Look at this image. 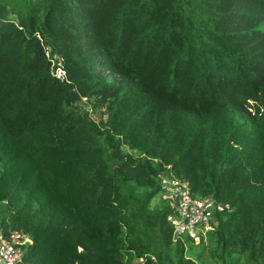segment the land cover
Segmentation results:
<instances>
[{
  "label": "trees",
  "instance_id": "16d2710c",
  "mask_svg": "<svg viewBox=\"0 0 264 264\" xmlns=\"http://www.w3.org/2000/svg\"><path fill=\"white\" fill-rule=\"evenodd\" d=\"M159 175L227 205L197 242ZM0 228L23 264H264V0H0Z\"/></svg>",
  "mask_w": 264,
  "mask_h": 264
},
{
  "label": "built area",
  "instance_id": "2783aa9c",
  "mask_svg": "<svg viewBox=\"0 0 264 264\" xmlns=\"http://www.w3.org/2000/svg\"><path fill=\"white\" fill-rule=\"evenodd\" d=\"M157 196L168 206L166 219L171 226V239L182 240L188 235L195 242L198 234L211 229L216 223V214L227 206L211 195L192 196L185 179L159 175ZM197 237V240L194 238ZM30 241L26 233L12 231L4 235L0 228V264H23V244Z\"/></svg>",
  "mask_w": 264,
  "mask_h": 264
},
{
  "label": "rangeland",
  "instance_id": "374dc122",
  "mask_svg": "<svg viewBox=\"0 0 264 264\" xmlns=\"http://www.w3.org/2000/svg\"><path fill=\"white\" fill-rule=\"evenodd\" d=\"M2 1L10 2L11 0H2ZM55 73H56L57 75H58V74H62V72H61L59 69H57V70L55 71ZM94 116H96V115H94ZM123 148H124L125 150H128L127 147H125V146H123ZM156 200H157V196H154V197L150 200V205H152L153 203H155ZM194 239L197 240V237L194 238Z\"/></svg>",
  "mask_w": 264,
  "mask_h": 264
},
{
  "label": "water",
  "instance_id": "95a60500",
  "mask_svg": "<svg viewBox=\"0 0 264 264\" xmlns=\"http://www.w3.org/2000/svg\"><path fill=\"white\" fill-rule=\"evenodd\" d=\"M59 76H61V74H58Z\"/></svg>",
  "mask_w": 264,
  "mask_h": 264
}]
</instances>
